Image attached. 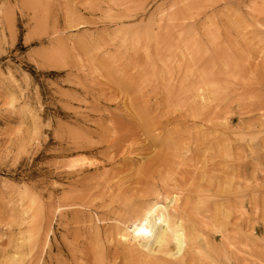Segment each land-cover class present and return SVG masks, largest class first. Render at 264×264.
<instances>
[{
	"label": "rangeland",
	"instance_id": "1",
	"mask_svg": "<svg viewBox=\"0 0 264 264\" xmlns=\"http://www.w3.org/2000/svg\"><path fill=\"white\" fill-rule=\"evenodd\" d=\"M155 201L264 264V0H0V264H154Z\"/></svg>",
	"mask_w": 264,
	"mask_h": 264
},
{
	"label": "bare ground",
	"instance_id": "2",
	"mask_svg": "<svg viewBox=\"0 0 264 264\" xmlns=\"http://www.w3.org/2000/svg\"><path fill=\"white\" fill-rule=\"evenodd\" d=\"M128 93H126V94H128ZM130 102H131V100H130ZM142 102H144V100H142ZM147 102H148V100H147ZM146 106H145V108H146ZM135 111H136V109H135ZM144 111H145V109H144ZM138 112H136V113H138ZM140 112H141V110H140ZM144 131H145L146 135L149 133V130H148L146 123L144 124ZM149 138H153V137L149 136ZM147 140H149L148 144H152V143H155V141L157 139H151V140L147 139ZM150 147H151V145H150ZM150 147H147V148H150ZM169 203H171V202H169ZM185 203H187V202H185ZM172 210H174V209H172ZM173 212H175V211H173ZM174 215L171 212V210L170 211L168 210V207L165 204H162V203L159 204L157 201L146 203L144 205V207L140 209V211L139 210H138V212L134 211L132 214H130L131 220H129V225H127V231H125L124 233H127L130 236V239L134 242V244L137 247H139L140 251L142 252V255H144V258L150 259V263L152 261L154 264H175L176 263L175 261L172 262V261L167 260V257L174 258V259L175 258L178 259V257H179V259L177 260L178 262L176 264H183L185 262V253L184 252H187V251H184V247H186V245H188L190 243L191 230H189L190 231V233H188L189 235L185 236L186 231H185V228H184L183 223H182L183 220L180 219L178 216H174ZM194 231L195 230H193V232ZM194 235H195V233H194ZM192 238H194V237H192ZM190 253H191V251H190ZM140 254H138V255H140ZM132 255L134 256L135 254L132 253ZM134 259L136 260L137 258H134ZM140 259L141 258L139 257L137 260H140ZM147 263H148V260H147Z\"/></svg>",
	"mask_w": 264,
	"mask_h": 264
}]
</instances>
